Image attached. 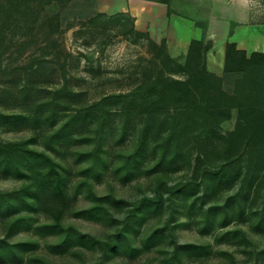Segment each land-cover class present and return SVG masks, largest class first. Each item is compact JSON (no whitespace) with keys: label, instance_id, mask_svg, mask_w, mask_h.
I'll use <instances>...</instances> for the list:
<instances>
[{"label":"rangeland","instance_id":"rangeland-1","mask_svg":"<svg viewBox=\"0 0 264 264\" xmlns=\"http://www.w3.org/2000/svg\"><path fill=\"white\" fill-rule=\"evenodd\" d=\"M170 1L208 28L215 8L206 66L234 95L239 78L224 73L230 16L248 5L249 22L258 24L253 32L264 34V0ZM172 17L181 25L154 41L129 14L99 12L95 0H0V144L13 146L0 153V264H264V233L254 229L262 216L264 147L246 149L241 163L254 158L257 177L246 184L260 186L259 199L246 201L244 191L228 200L245 172L227 179L226 189L220 184V175L239 167L220 170L221 139H212L218 148L207 144L196 172V135L169 140L170 121H161L172 111H159L150 124L137 98L157 77L187 79L185 43L202 31ZM12 114L17 118L7 122ZM237 116L231 109L220 136L235 129ZM145 126L152 127L145 159L140 155L142 165L129 175L126 161ZM166 147V162L177 150L179 161L157 172ZM40 161L59 175L57 188L41 183L47 169ZM215 204L229 209L228 225L219 227L222 209L214 207L211 231L202 233Z\"/></svg>","mask_w":264,"mask_h":264},{"label":"trees","instance_id":"trees-1","mask_svg":"<svg viewBox=\"0 0 264 264\" xmlns=\"http://www.w3.org/2000/svg\"><path fill=\"white\" fill-rule=\"evenodd\" d=\"M152 1L165 4L168 17L178 15L186 20L194 22L196 26L201 29L202 37L190 39L187 60L184 65V71L188 73L187 79H170L169 82H167L157 77L155 78L156 80L152 82L151 89H148L146 94H141L137 97L139 101L146 104L143 106L149 117L150 124L155 122V117L158 115L159 111L169 109L172 111L171 116L161 121L162 123L167 120L170 121L169 132H167L169 140H179L180 135L184 132L192 131V133L196 135L194 138L199 140L195 158L197 163L196 172L199 170V165L201 164L200 158L207 153V144H212L215 148H218L220 144H217L218 142L213 143L212 139H221L224 146V155L220 170L236 162L239 163V167L238 171H234L228 175H220V184L226 189V186L229 187V183H226L229 182L226 181L227 179L231 180L230 182L235 181L239 178L241 171L245 172L236 193L229 196L228 200L231 198L238 199L240 194L247 191L245 195L246 201L250 194H253L251 203L254 204L259 199L258 197H260L262 189L260 186L256 185L253 187H251V185L247 186L246 181L250 177L252 180L257 177V165L252 163L254 160L252 157L246 160L245 165H241V163L246 149L248 150L250 147L254 146V153H258L260 150H256V148L264 147V51L247 52L244 49L237 48L235 42L226 41L224 45V73L225 75L234 74L239 78L234 88V92L237 96L234 93V95L229 94L225 88H223V79L211 74L206 66V55L212 47L211 40L207 39L208 21H197L195 16L189 11L180 13L174 10L170 0ZM115 14L129 13L119 12ZM232 29L233 26L229 29V37L232 35ZM146 34L149 39V34L147 32ZM168 61L171 62L169 57ZM233 108L237 110L238 115L236 127L232 132L220 136L218 134L219 124L222 120L229 118V112ZM8 118L7 122H11L13 119L17 118V115L9 116ZM64 127L67 126L65 125ZM151 130L152 127L150 126L143 127V133L140 137L136 152L130 154L127 158L126 170L129 175L132 174L133 170L142 165V160L139 158L140 155L144 157L142 151L146 148L147 135L150 134ZM156 132L158 133L159 130ZM4 149H8L7 151H9V154L13 152L11 150L13 146L0 144V153ZM178 149H180L179 145ZM167 152L168 147H166L160 160L156 162L154 166L156 169H154L155 171L160 172V168H163V171L165 170V165L172 166L178 163L181 152L177 150L176 154L168 163L166 162ZM8 158H11V156L9 155ZM40 158H43L42 153L40 154ZM6 164H8V161ZM39 165V168L42 170L47 169L42 175L41 183H50L57 188V186L60 185V180H58L59 175L55 169L46 167L45 161H40ZM195 176L196 175H194V177ZM206 176L207 174L203 173L200 177L205 180ZM195 186L199 188V185ZM183 188L188 189L190 186L183 185L179 189ZM5 202L6 200L3 199V195L0 194V214H3L1 207ZM260 204L262 206V211L260 212L262 216H259L254 229L264 233V194L260 197ZM10 205L12 204L9 202L4 209H8ZM214 207L222 209L219 227L222 228L228 225L229 209L226 206L221 207L215 204L212 208H208L205 211V223L207 227L202 230V233H209L211 231L210 218L211 210ZM9 212L13 213L15 211ZM241 212H243V209ZM224 236H226V234Z\"/></svg>","mask_w":264,"mask_h":264},{"label":"crops","instance_id":"crops-1","mask_svg":"<svg viewBox=\"0 0 264 264\" xmlns=\"http://www.w3.org/2000/svg\"><path fill=\"white\" fill-rule=\"evenodd\" d=\"M242 0H239L241 3ZM247 3V0H243ZM96 8L99 12L106 14L129 13L133 18L134 26L137 30L147 32L154 41L169 39L171 33L177 25H181L179 19L168 17L166 6L163 3L152 0H95ZM241 5V4H239ZM246 5V4H245ZM241 6L239 11L233 12L230 20L234 23L232 35L228 40L235 42L237 48L250 51H264V34L253 32V27L258 24L249 22L248 5ZM215 8L210 12L209 28L207 29L210 37V22ZM178 23V24H177ZM240 34L243 37L238 38ZM228 35V34H227ZM190 39L185 43L188 47Z\"/></svg>","mask_w":264,"mask_h":264}]
</instances>
